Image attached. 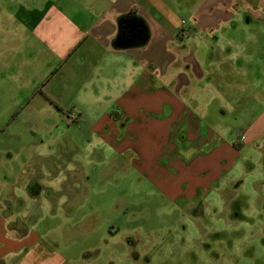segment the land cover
Returning a JSON list of instances; mask_svg holds the SVG:
<instances>
[{
  "label": "rangeland",
  "instance_id": "1",
  "mask_svg": "<svg viewBox=\"0 0 264 264\" xmlns=\"http://www.w3.org/2000/svg\"><path fill=\"white\" fill-rule=\"evenodd\" d=\"M0 22V46L10 44L18 60L32 54L26 76L30 81L42 76L49 63L45 66L46 57L36 53L34 40L30 42L21 28L6 25L5 17ZM243 29L234 33L247 40L249 28ZM223 32L215 31L218 43L205 33L199 35L196 50L190 53L189 48L186 54L185 61L195 58L201 65L211 52L209 46H214L215 81L209 87L197 71L190 76L183 70V41L167 44L170 53L155 44L159 59L152 61L154 67L130 70L127 77L151 82L165 72L161 83L168 88L173 73L182 72L181 80L190 86L178 93L172 87L161 91L166 94L162 101L176 96L202 127L219 131L234 147L232 155H211L193 167L196 175L205 166L210 173L224 171L222 182L198 190L192 203L169 195L168 187L178 191L194 179L174 139H164L159 128L155 131L150 121L141 120L166 116L163 106L161 111L142 108L126 113L114 105L107 112L104 102L80 109L66 97H29L0 108V198L10 200L16 215L12 225L41 235L64 264H264V138L250 146L240 138L244 121L256 112L257 103H264V59L254 60L243 50L239 55L233 34ZM49 72L55 85L63 71ZM120 77L113 76L108 84L115 94L113 80ZM126 99L130 101V95ZM102 112L109 119H96ZM126 119L132 123L124 128ZM172 120L168 128L179 127ZM143 132L152 134L150 153L140 147L138 135ZM194 210L203 215L193 217Z\"/></svg>",
  "mask_w": 264,
  "mask_h": 264
},
{
  "label": "crops",
  "instance_id": "2",
  "mask_svg": "<svg viewBox=\"0 0 264 264\" xmlns=\"http://www.w3.org/2000/svg\"><path fill=\"white\" fill-rule=\"evenodd\" d=\"M126 14L134 15L137 24L145 25L148 37L143 44L116 48L113 40L118 34V20ZM1 17L8 19L6 25L21 28L30 42L34 40L36 53L45 56V66L46 63L49 65L42 76L30 81L26 70L32 54H29L28 59L19 54L21 57L18 60L10 44L4 48L0 46V108H11L18 100L21 102L36 96H43L49 101L55 97H66L80 109L86 105L92 106V103L104 102L107 112L114 105L126 113V109H132L134 113L142 108L161 111L163 106V110L168 109L166 116L157 115V118L141 120L150 121V127L155 131L159 128L160 136L164 139H174L185 155H182V159L189 162L188 173L194 179V182L186 181L187 185H182L178 191L175 189L171 192V187H168L169 195L174 201H193L198 190H209L222 182L224 171L210 173V167L205 166L196 175L193 167L200 162L202 165L211 155H232L235 153L234 147L221 138L219 131L202 127L192 117L193 111L189 106L176 96L169 101H162L166 94L161 91L172 87L174 93H178L182 87L190 86L191 83L181 80L182 72H174L177 75L173 73L168 88L161 83V76L165 72L152 78L157 86H153L151 78V82L141 83L135 81V77L130 81L127 77L130 70L143 66L149 69L154 67L152 61L159 59V49H155V44L163 45L164 50L161 49L170 53L167 44L173 46L183 41L184 46H180L185 56L183 70L192 73L190 76L197 71L196 76L209 87L215 81L212 66L216 56L214 46H209L208 52H211L201 65L195 58L191 61L185 59L189 48L190 53L196 50L197 37L203 33L207 39L218 43L219 37L215 31L233 34L232 38L240 49L239 55L243 50L248 51L254 60L264 59V0H0ZM246 26L249 28L247 40L242 33L235 35V31L240 29L242 32ZM2 32L0 22V35ZM230 38L225 37V40L228 42ZM238 53L235 54V60L242 67L243 60L237 57ZM172 61L173 58L168 60L166 69ZM53 68L63 71L55 85L50 83L51 76L48 74ZM142 74L145 75L144 70ZM113 76H122L121 80H113L117 85L116 94L108 85ZM119 87H126V90ZM261 88L264 92V85ZM134 91L135 96H131ZM129 95L130 101L126 99ZM257 105L253 109L256 108V112L248 116L241 130L240 138L247 146L264 138V103L259 102ZM107 112H102L96 119H109ZM172 119L179 127L168 128ZM130 120H125L124 128L132 123ZM177 129L181 132L177 133ZM138 136L143 152L150 153L152 134L143 132ZM200 174H207L209 178L201 179ZM6 203H10V200L3 201L0 198V264H64V258L49 250L41 235L27 226L22 225L20 229L12 225L16 215L6 210Z\"/></svg>",
  "mask_w": 264,
  "mask_h": 264
},
{
  "label": "trees",
  "instance_id": "3",
  "mask_svg": "<svg viewBox=\"0 0 264 264\" xmlns=\"http://www.w3.org/2000/svg\"><path fill=\"white\" fill-rule=\"evenodd\" d=\"M134 15H131V14H126V15H123V16H121L120 18H119V20H118V34L116 35V37L114 38V40H113V45H114V47H116V48H123V47H128V46H133V45H123V44H120L119 43V41H118V39L119 38H123V29H124V27L127 25V23L126 22H124L123 21V19H125V18H130L131 20L130 21H132L133 22V20L135 21V22H137V20H136V18H134L133 17ZM139 20V19H138ZM141 21V20H140ZM142 22V21H141ZM138 23V22H137ZM139 24H141V23H139ZM138 24V25H139ZM143 27H144V34H145V37H144V40H142V41H139V42H137L136 44H134V45H140V44H143L144 42H146V40H147V37H148V30H147V28L145 27V25H143V24H141ZM119 37V38H118Z\"/></svg>",
  "mask_w": 264,
  "mask_h": 264
},
{
  "label": "flooded vegetation",
  "instance_id": "4",
  "mask_svg": "<svg viewBox=\"0 0 264 264\" xmlns=\"http://www.w3.org/2000/svg\"><path fill=\"white\" fill-rule=\"evenodd\" d=\"M137 26H138V24L134 20H133V22L132 21L127 22V25L123 29L124 30L123 31V37H128L130 35H134L137 28H138ZM26 189H31V186L26 185ZM200 201H199V203L198 202H195V203L202 204V202H200ZM190 202L192 203V201H190ZM5 207H6V210L12 211V206L10 203H6ZM197 211L198 210H194L193 217L197 218L198 216L200 217L203 215V211H201V212H199V211L197 212Z\"/></svg>",
  "mask_w": 264,
  "mask_h": 264
},
{
  "label": "water",
  "instance_id": "5",
  "mask_svg": "<svg viewBox=\"0 0 264 264\" xmlns=\"http://www.w3.org/2000/svg\"><path fill=\"white\" fill-rule=\"evenodd\" d=\"M130 20H131L130 18L123 19V21L126 23L129 22ZM137 27L138 28L134 35H130L128 37H123V38L118 37L119 43L123 45H134L137 42L144 40L145 37L144 27L141 24H139Z\"/></svg>",
  "mask_w": 264,
  "mask_h": 264
}]
</instances>
